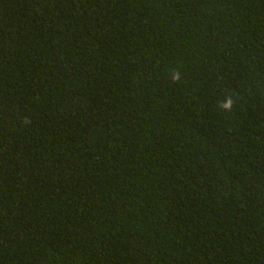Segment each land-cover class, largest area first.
I'll use <instances>...</instances> for the list:
<instances>
[{
  "label": "trees",
  "instance_id": "obj_1",
  "mask_svg": "<svg viewBox=\"0 0 264 264\" xmlns=\"http://www.w3.org/2000/svg\"><path fill=\"white\" fill-rule=\"evenodd\" d=\"M0 264H264V0H0Z\"/></svg>",
  "mask_w": 264,
  "mask_h": 264
},
{
  "label": "clouds",
  "instance_id": "obj_2",
  "mask_svg": "<svg viewBox=\"0 0 264 264\" xmlns=\"http://www.w3.org/2000/svg\"><path fill=\"white\" fill-rule=\"evenodd\" d=\"M173 79H179V76L178 75H175L173 76ZM232 107V100L231 99H228L224 104H223V108L228 110V109H231Z\"/></svg>",
  "mask_w": 264,
  "mask_h": 264
}]
</instances>
